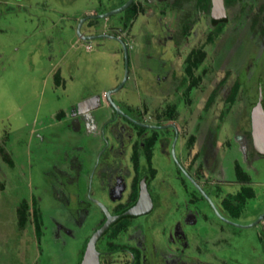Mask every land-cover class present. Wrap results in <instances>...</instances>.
I'll list each match as a JSON object with an SVG mask.
<instances>
[{
	"label": "rangeland",
	"instance_id": "rangeland-1",
	"mask_svg": "<svg viewBox=\"0 0 264 264\" xmlns=\"http://www.w3.org/2000/svg\"><path fill=\"white\" fill-rule=\"evenodd\" d=\"M125 1L0 0V264H78L83 242L102 218L101 210L89 205H93L91 197L98 192L96 180L101 168L104 164L113 167L115 163L112 149L102 155L105 146L99 121L104 113L101 109L94 110L90 119L80 115V126H74L69 117L60 119L58 115L62 111L73 113L80 102L94 95H101L104 109L113 115L106 93L124 80L123 46L107 37L87 43L81 34L112 36L116 23L127 20V12L88 19L81 27V34L78 30L80 20L87 15L111 12ZM136 1L140 12L134 27L124 36L132 54L128 80L113 94L112 100L122 110L128 109L150 122L171 115L176 117L182 135L181 148L193 140V145L183 153L186 164L193 162L198 153L194 146L203 125H198L200 117L202 121L213 118L204 126L201 137L205 154L216 162V168L202 174L203 182L211 186L225 178L235 183L238 177L234 166L238 162L248 174L255 196L226 215L215 191L205 189L231 222L251 225L264 213V156L249 151L246 158L237 148L227 151L224 139L231 133L232 120L236 121L234 129L249 132L253 105L261 97L264 110V41L250 29L243 34L237 28L223 29L216 41L238 34L220 45L216 62L208 45L201 67L188 76L186 68L192 65L193 56L200 50L208 31L202 28L194 37L196 25L191 30L193 34L188 25L176 30L172 27L174 13L163 12L155 0ZM259 4L260 0L247 2L241 17L244 27L251 24ZM179 6L191 11L197 8L195 0ZM156 22L161 24L157 29ZM238 28H241L239 24ZM225 68L235 70L237 76L233 71L226 74ZM235 79L244 92L239 88L231 103L227 98ZM213 90L214 101L205 111V102ZM221 117H227L228 123L220 120ZM216 123L221 134L216 143L226 151L220 157L208 139L213 130L218 132ZM126 129L132 132L130 126ZM147 130L150 134L156 131ZM168 132L158 130L160 140L164 141ZM109 141L114 142L111 137ZM159 143L153 147L156 175L151 186L167 192L165 199L171 205L169 209L165 207L167 211L164 206L157 208L158 213L165 211L164 215L152 216L147 221L141 219L123 230L116 242L133 245L135 240L144 239L148 224L154 264H182V261L183 264H264V220L256 227H234L216 214L215 220L206 204L198 222L188 209L192 206L187 208L192 215L184 221L187 223L184 230L177 231L180 242L176 241L171 229L178 226L183 200L195 204L199 200L182 183L176 166ZM131 154L128 147L126 176H130L132 168ZM199 160L200 157L193 171L197 170ZM245 174L239 177H246ZM219 187L220 193H225L226 189ZM239 188H230L231 193ZM127 197L128 191L122 200L126 201ZM104 199L107 201L106 196ZM33 200L40 205L44 221L40 239L32 224ZM22 202L26 204L20 205ZM108 205L115 207L110 199ZM20 207L31 222L25 229L18 227ZM108 238L105 236L98 242L101 251H106ZM130 258L127 253L116 254L110 264H128Z\"/></svg>",
	"mask_w": 264,
	"mask_h": 264
},
{
	"label": "flooded vegetation",
	"instance_id": "flooded-vegetation-1",
	"mask_svg": "<svg viewBox=\"0 0 264 264\" xmlns=\"http://www.w3.org/2000/svg\"><path fill=\"white\" fill-rule=\"evenodd\" d=\"M128 1L129 0H126L123 3V5L126 4ZM155 1H156V4L159 6V8L163 12L167 11V12H172L175 14L174 15L175 19L172 23L173 26L171 25L174 29L181 30L185 28L186 25H188L187 28L190 30V33L193 34L191 30L196 25V28H195L196 34L195 35L193 34L194 37H197L199 35L200 30L202 28H205L208 31L206 39L204 40L203 43L200 44L201 46L200 50L196 52L195 55L193 56L192 65L186 68V73L188 76H191V75L193 76L194 70L199 69L201 67L202 62L206 56L207 49L205 50V48L208 45H209V48L211 47L212 53L214 55L213 59H214V62H216L217 60L216 57L218 55V49L220 48V45H222L223 42L233 38L235 34H238L240 32L241 34H243L245 31L250 29V31H254L255 33H258L257 35L260 38L261 42L262 40L264 41V0H260V4L254 16L252 17L251 24L248 25V27L246 26L244 27L245 23L241 17H243L242 15L244 12V7L246 6L247 2H250V0H236V1H240V4L234 3L236 1L233 2V0H224L223 10H221L220 7L219 9L214 10V0H195L197 8L194 11L187 9L188 5L187 7L179 6L180 4H184L185 2H188V0H155ZM132 5H134L136 8L135 17H132L128 22L126 20L122 24H119V25H117L116 23L114 27V34L112 36L108 33L91 34V35L105 34V35H108L107 38H112L118 41L119 43L121 42L124 43L128 50L129 64H130V57L132 56V54L129 51V47L124 40V36L131 30V28L134 27L135 21L140 12V6L136 0H133L126 9H128ZM216 5L218 6L219 4L216 3ZM126 9L124 11H126ZM122 12L118 14H121ZM92 15L98 16L95 14L87 15L86 17H84V18H87L85 21H88V19H95L94 17L93 18L90 17ZM126 17H127V14H126ZM191 19H193V21L190 24ZM235 20L237 21L236 26L234 25V27H232L234 24L233 22H235ZM155 24H157V22ZM238 24L239 26H241L240 29L238 28ZM159 25L158 24L155 25L156 29L157 27H159ZM236 28L239 30L238 33H234L233 36L231 37H230L231 35L230 34L228 37H226V39L216 41L218 36L221 35V32L223 29H228L232 31V30H235ZM162 30L164 29L162 28ZM91 35L86 33L83 35L81 34V37L91 36ZM174 37L175 36L173 35V38ZM182 41L183 40H178V42H182ZM173 67L171 69V72H173L174 70ZM230 71H233L234 73L236 72L235 70H229L225 68L226 74L227 73L229 74ZM235 76H237L236 73H235ZM184 79L185 78L183 77L181 81L184 82ZM236 86H237L236 94L238 93L239 88L242 90V92H244L241 85L238 84L237 80L235 79V83L233 85L231 93L227 98L228 101L231 103L235 101L236 94H235L234 100H232L231 97H232L233 89ZM215 93L216 91L213 90L210 93L209 97L207 98L205 105H204L205 111L211 108V105L214 101ZM94 96H91V98ZM261 98H260V103L262 102ZM106 99H107V96H106ZM107 101L111 108V111L113 114L112 116L108 115V110H106V108L104 109L101 95H100L99 106L95 109H91L90 111H84L85 110L84 107L81 109L79 108V104L82 103L80 102L76 108L77 110L75 109L73 113L68 114L66 113V111H62L58 115V118L60 119L69 117L71 121H73L74 126H80V120H79L80 115L85 118L90 119V113L92 111L101 109L102 113H104V117L99 121V126L101 127V131L103 134L102 135L103 142H104L103 147L105 146V150L102 152V155L109 149H112L111 150L112 153L114 152V161H115L114 166L109 167L107 164H104L103 167L101 168L100 177L99 179L96 180V184L98 186V188L96 189L98 190V192L96 196L91 197V201L93 205H89V207H96L100 209L102 218L100 222L98 223V225L95 227V229L92 231V233L89 236H87L86 240L83 242L84 247H83L82 254H81L78 264H80L83 259L87 245L91 237L100 228H102L103 225L106 223L108 219L107 214H109L112 217H115L116 219L96 242V249L99 252L100 264H110L114 260L115 255L120 254V253H127L130 255L131 258L128 264H133L136 261H138L139 264H154L155 263V261H153L154 245H153L152 240L150 239L151 231L149 229L148 224L145 229L148 232V235L146 233L144 236V239L135 240V243L133 245L118 243L116 242V238L120 235V233L123 230H127L132 225H135L136 223L140 222L141 219L146 218L145 221H147L152 216L164 215L165 211H167V209H169V206L171 205L165 199L167 196V192L165 191L160 192L159 190L153 189L151 186L152 180L156 175V168L153 166V163H152L153 147L155 146L156 143H159V142H161V149L166 151L170 160L176 166L178 176L181 179L182 183L187 186L189 191L192 193V196H194V199L199 200L196 204L195 202L193 203L190 201H186V199L183 200L182 208L180 209L179 216L177 218V223L179 227L176 226L175 230L171 229L172 236L176 239L177 242H180L177 231L184 230V228L187 225V223H185L184 221L188 220L192 215L191 213H189V211H192L194 213V216H195L194 218L198 222L200 215L202 214V210H204L203 208L204 204H206V207H208L207 209L211 212L215 220H216V217H215V214H216L219 216L220 220H222L228 225H232L238 228H243V227L249 228L247 226H242V225L233 223L230 221L229 217L224 216L218 210L216 203L206 191V189L207 190L211 189L212 191L214 190L215 191L214 195L215 197H217V200L222 206L221 207L222 210L225 211L226 215L230 214L231 213L230 205L232 206L234 205L232 204V202L229 204L228 201H232L233 197H237L240 194H245V192L249 189V187L252 186L249 183L250 181H249L248 174H245L242 170V165L237 162L236 165L234 166L235 174L238 177V179L235 180L236 181L235 183H232V181L227 182L224 178L223 181L221 182H216L212 184L211 186H207L205 182H203L202 180L203 173L204 174L210 173L212 168L213 169L216 168L215 167L216 162L213 163L210 157L208 158L207 155L205 154V150H204L205 146H203L202 137H201L202 136L201 132L204 131L203 129L204 126H207L206 124L213 118L208 117L204 121H202L203 120L202 117H200L201 119L199 118L200 121L198 125H201V124L203 125H201L199 128L200 130V133L198 134L199 138L197 137V140L194 146L196 149H198V153L196 154L193 162L186 164L183 159V153L185 151V148H190L193 145V140L192 139L189 140L186 147L183 149L181 148L182 135H181L180 127L176 121V117L171 115V116H166L161 120L150 122L148 120H144V119L139 118L138 116H135L133 113L129 112L128 109L126 110L127 112L122 110L113 101L115 105L117 106V109H115L113 108L112 104L110 103L108 99ZM258 103L259 101L253 105L252 111ZM252 111H251V114H252ZM220 120L228 123L229 119H227V117L225 118L221 117ZM230 124H231L230 128H232L231 133L228 134V138L224 139V141L226 142L225 147L227 148V151L235 150L237 148L236 150H238L240 154H243V156H246V158H247V153H249V151H253L256 154L258 153L259 155L258 157H260V155L264 156V154L259 152L255 147V142H254V137H253L252 115L250 116L249 132L244 133V132H239V130L234 129L236 121L232 120ZM126 126H130V128L132 129L131 130L132 132H128V130L126 129ZM216 126L218 129L219 127L218 123H216ZM147 129H152L153 131L154 130L156 131L150 134L148 133ZM108 130L110 131V133L108 132ZM158 130L170 131L168 133H165L167 134V138L164 139L165 142L162 139L160 140ZM217 131L218 132L216 131L214 132L213 130V132L210 133V137L208 139L211 143L214 144V148L220 157L226 151H224L223 148L221 150L220 147L216 143L217 138L219 137V135H221L219 132V129ZM121 136L123 137V139L121 138ZM109 137H111L114 140L113 143H110ZM229 143H230V146H229ZM128 147H131V150H132V154L130 156L131 164H132V168L130 170V176H126L128 168H126V165H125L126 164L125 152L128 149ZM199 157H200V160L198 161L197 170L193 171L192 167ZM247 161H249V159H247ZM243 174H245L246 177H243V178L239 177V175L243 176ZM92 181H93L92 182V186H93L94 178L92 179ZM189 184L192 185L194 190ZM142 185H145L147 192L151 198L152 208L150 209V211L144 214H140V215L128 214L127 212L130 209L134 208L139 202ZM219 186H222L223 189H226L225 193H220L222 189H220ZM236 186H240V188L232 194L231 193L232 191L230 190V188L231 189L236 188ZM127 191H128V197L126 198V201H123L122 198L124 194L127 193ZM176 191L179 193V188ZM181 193H182L181 194L182 197L186 198L184 196V194L186 193L182 190H181ZM90 196H91V193H90ZM105 196L107 197V201L104 199ZM108 199H110V202L115 203V207L113 209L110 208V206L108 205ZM35 203L37 204L41 212V216H42L40 205H38L36 200H33L31 202L32 209L34 208ZM23 204L25 205L26 203L22 202V204L20 205H23ZM160 206H164V208L165 207L167 208V209L166 208L164 209L165 211L162 214L156 211L157 208H159ZM189 206H192V207L188 208ZM187 208L189 209V211H187ZM119 223H121V226L117 234L108 238L107 245H106L107 246L106 251H103V249L101 251L98 248V242L105 236H108L107 233L109 232V230H111L113 226ZM43 224H44V221H43ZM259 224L260 222L256 224L255 227L258 226ZM111 244H114L117 246H123V249L115 251L112 254V256L109 257L107 254H108V248L110 247ZM137 251L139 252L138 259L135 256ZM181 263L183 264V261Z\"/></svg>",
	"mask_w": 264,
	"mask_h": 264
},
{
	"label": "water",
	"instance_id": "water-1",
	"mask_svg": "<svg viewBox=\"0 0 264 264\" xmlns=\"http://www.w3.org/2000/svg\"><path fill=\"white\" fill-rule=\"evenodd\" d=\"M133 0H129L126 4H124L123 6H121L120 8L113 10L111 12L102 14V15H98V16H90L91 18H96V17H100V18H108L111 15H115L118 14L122 11H124L132 2ZM224 0H214V10L220 9L223 10L224 9ZM216 3H218L219 5L217 6ZM87 18H84L83 20H81L80 24H79V30L78 32L81 34V27L84 23V21ZM101 37H108V35L105 34H101V35H91V36H82L83 40L86 41L87 43L92 42L95 39L101 38ZM122 43V42H121ZM123 46V50H124V58H125V63H126V72H125V76H124V80L123 82L115 89L109 90L106 93L107 99L110 101V103L112 104L113 108L117 109V106L115 105V103L112 100V95L116 92H118L127 82L128 80V65H129V57H128V50L127 47L124 43H122ZM100 103V96H94L92 98H89L85 101H83L82 103L79 104V108H83L84 107V111H90L91 109H95L99 106ZM252 126H253V137H254V142H255V147L256 149L264 154V110L262 108L261 103L259 102L256 107L253 109L252 111ZM152 208V201L151 198L147 192V189L145 187V185H142V189H141V195H140V199L138 204L130 209L127 213L131 214V215H140V214H144L147 213L148 211H150V209ZM107 221L106 223L103 225L102 228H100L90 239L85 254L83 256V259L81 261L80 264H100L99 262V252L96 249V242L97 240L101 237V235L111 226V224L114 222V220L116 219L115 217L110 216L109 214H107ZM264 220V213L258 218V220H256L254 223H252L251 225L247 226V227H253L256 224H258L259 222Z\"/></svg>",
	"mask_w": 264,
	"mask_h": 264
},
{
	"label": "trees",
	"instance_id": "trees-1",
	"mask_svg": "<svg viewBox=\"0 0 264 264\" xmlns=\"http://www.w3.org/2000/svg\"><path fill=\"white\" fill-rule=\"evenodd\" d=\"M126 12H127V22H128L132 17H135V15H136L135 6L132 5L131 7L126 9ZM236 90H237V86L233 89V93H232V97H231L232 100H234L235 94L237 92ZM254 196H255L254 191L252 190L251 187H249V189L245 192V194H240L237 197H233L232 201H228L229 204L232 202V204L234 205V206L230 205L231 214L234 212V210L235 211L238 210V207L241 206L242 204H244L248 198H252ZM28 218H29L28 214L24 210H21V207H20V211H19V215H18V227H20V229H25L31 223ZM32 224L34 225L35 234L40 239L43 235V229H42L43 218L41 216V212H40L36 203L34 204V208H33ZM120 226H121V223L113 226L111 228V230H109L107 235L109 237L116 235ZM121 249H123V246H117V245L111 244L110 247L108 248V254L107 255L110 257V256H112V254L115 251L121 250ZM135 256L138 259V257H139L138 251L136 252ZM133 264H139V262L136 261Z\"/></svg>",
	"mask_w": 264,
	"mask_h": 264
}]
</instances>
